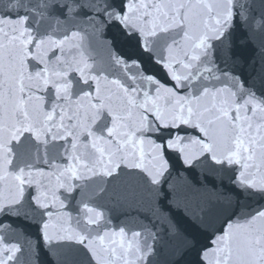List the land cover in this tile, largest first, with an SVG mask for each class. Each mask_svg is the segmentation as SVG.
<instances>
[{
    "label": "snow or ice",
    "instance_id": "snow-or-ice-1",
    "mask_svg": "<svg viewBox=\"0 0 264 264\" xmlns=\"http://www.w3.org/2000/svg\"><path fill=\"white\" fill-rule=\"evenodd\" d=\"M0 264H264V0H0Z\"/></svg>",
    "mask_w": 264,
    "mask_h": 264
}]
</instances>
